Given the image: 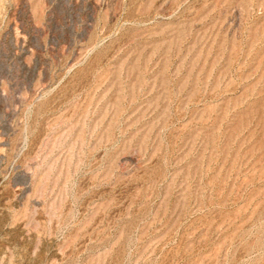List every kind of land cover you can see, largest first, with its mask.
Wrapping results in <instances>:
<instances>
[{"label": "rangeland", "instance_id": "374dc122", "mask_svg": "<svg viewBox=\"0 0 264 264\" xmlns=\"http://www.w3.org/2000/svg\"><path fill=\"white\" fill-rule=\"evenodd\" d=\"M0 264H264V0H0Z\"/></svg>", "mask_w": 264, "mask_h": 264}]
</instances>
